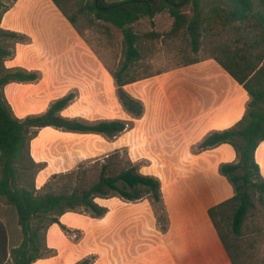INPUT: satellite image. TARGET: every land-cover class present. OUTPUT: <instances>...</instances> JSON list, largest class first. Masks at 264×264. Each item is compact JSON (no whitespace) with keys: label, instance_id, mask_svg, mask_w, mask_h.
I'll list each match as a JSON object with an SVG mask.
<instances>
[{"label":"crops","instance_id":"1","mask_svg":"<svg viewBox=\"0 0 264 264\" xmlns=\"http://www.w3.org/2000/svg\"><path fill=\"white\" fill-rule=\"evenodd\" d=\"M4 1L9 6L0 27L25 36L14 43V55L6 60V67L36 72V84L51 75L61 93L48 99L41 90H25L26 82H12L5 94L15 116H29V105L45 107L42 114L56 100L78 92L80 97L61 114L95 122L131 121L129 129L112 138L118 146L115 152L126 153L139 173L156 178L161 185L164 216L151 211L113 212L121 205L102 204L108 208L100 218L102 228L116 238L110 235L106 245L75 252L79 257L70 256L75 259L70 264L92 256L94 264H235L209 211L235 195L220 166L235 162L237 154L229 144L206 150L200 144L208 135L229 129L243 118L249 100L244 87L208 56L125 85L124 91L144 105L143 115L134 118L118 96L112 72L52 0ZM32 91L34 97H23ZM93 109L102 111L104 117L96 119L90 112ZM66 110L71 115H65ZM255 160L264 179V142L257 147ZM62 256L59 253L53 259L64 264ZM47 261L43 258L34 264Z\"/></svg>","mask_w":264,"mask_h":264},{"label":"trees","instance_id":"2","mask_svg":"<svg viewBox=\"0 0 264 264\" xmlns=\"http://www.w3.org/2000/svg\"><path fill=\"white\" fill-rule=\"evenodd\" d=\"M15 0H9L12 4ZM66 18L83 35L97 25L106 30L110 26L123 36V60L113 72L118 85V96L134 118L144 113L140 100L131 97L123 87L140 80L132 68L141 58L144 38L133 25L142 19L153 20L167 12L173 19L171 29L163 34L151 33V41L161 36L185 39L191 51L201 50L214 58L247 91L246 113L233 127L208 135L201 149L222 144L231 145L235 162L224 163L220 173L233 185L235 195L210 209L209 214L235 264L245 254L241 238L251 211L256 206L264 209V179L255 160L257 147L264 142V0H52ZM9 5L0 0V22ZM103 24V25H102ZM25 36L0 27V264H34L51 256L47 233L53 224L69 212H84L101 218L108 208L99 200L118 197L137 202L146 197L156 212L166 214L160 182L142 175L138 167L120 152L109 154L99 165L97 179L89 184L80 172L54 176L43 187H37V176L42 169L31 153V140L46 127L73 133L101 134L114 138L131 127L124 120L84 122L64 117L74 95L68 94L50 105L42 114L23 119L15 116L4 94L12 82H32L36 72L23 68H7L6 60L13 56L11 43ZM147 38V37H145ZM198 58L186 64L199 62ZM255 218V217H254ZM19 229L20 239L10 227ZM251 228L259 226L252 224ZM76 264H94L83 259Z\"/></svg>","mask_w":264,"mask_h":264},{"label":"rangeland","instance_id":"3","mask_svg":"<svg viewBox=\"0 0 264 264\" xmlns=\"http://www.w3.org/2000/svg\"><path fill=\"white\" fill-rule=\"evenodd\" d=\"M172 24L173 19L165 12L158 14L155 21L145 18L132 26L135 32L144 38L141 58L135 63L131 72L133 75L140 77V80L148 78L151 75L160 74L169 69L187 66L188 64L186 63L189 60L195 58L201 60L208 57L203 50L198 54L193 53L187 40L183 38H167L164 35L155 41H151V36H145L151 35L153 32L160 34L166 33L171 29ZM81 36L85 38L88 45L96 52L102 62H104L106 67H108L113 74V72L119 68L123 60V36L121 32L112 26H110L109 30H106L101 27V25H97L94 31L87 29ZM10 45L14 53L15 45L14 43ZM50 66H52V64L48 65V67ZM45 79L46 80L41 78L39 82L37 81V84L34 83V81L24 83L26 84L25 90H41L48 99L49 96L58 97L61 93L58 88L54 86L51 75L47 76ZM45 81H49L48 87H46ZM5 91L6 89H4V94ZM33 92L34 91L26 95L25 92L23 97H34L35 93ZM69 94L74 95L70 104H72L76 98L80 97L78 92ZM5 96L7 95L5 94ZM87 99L89 100V98ZM44 108L45 107L40 108L36 105H29L26 113L30 115L41 114ZM70 111L66 110L64 114L69 116L71 115ZM90 112H92L94 117L98 120L104 117L100 110L93 109ZM96 112L102 115H97ZM113 115H116V113ZM113 115L109 113V116ZM76 119L84 122H95L86 121L84 118L80 117ZM130 123L132 122L130 121ZM113 141H115V139L108 140L101 135L74 134L51 127L41 129L38 135L31 140L33 157L38 163L42 164V169L37 176L38 186L40 188L43 187L46 183L50 182L54 176L75 172H80L82 177L85 178V181L91 184L98 177L100 162L102 163L104 161L108 153H116L115 151L118 146L116 143H113ZM120 155L127 158L126 153H120ZM99 203L105 205L112 203L115 208L121 205L118 210L113 212L145 213L151 211L154 214L163 215V212H156V207L148 197L142 199L140 202L134 203L124 202V200L117 197L110 202L99 200ZM141 203L144 204L136 205ZM0 211L3 219L5 221L9 220V217L2 213L1 202ZM251 211L255 214V218L250 217L248 219L247 225H250V227L244 230L241 238V247L245 254L239 258L241 259L240 264H264V209L256 206V208ZM103 223L104 222L100 218H94L88 213H67L61 218L60 224H55L48 231L47 246L52 253L51 256L46 258L48 261L45 264H60L58 258L53 259L58 256L59 253H63L62 257L66 259L64 264H70L79 257L75 252H86L89 249L106 245L107 237L110 235L116 238L115 233L112 234L111 231L108 234L106 230L102 228V225H104ZM252 224L258 225L259 228L257 230L251 228ZM9 231L10 234L13 232L15 236H17V239H20L19 229L15 225H12ZM113 243L115 244V242ZM70 256H73L75 259L72 257L70 258ZM90 259L92 262L95 260L94 256ZM37 264L43 263L38 262Z\"/></svg>","mask_w":264,"mask_h":264}]
</instances>
